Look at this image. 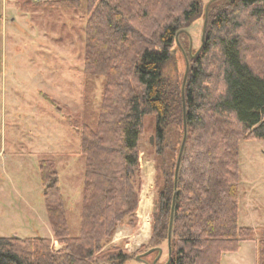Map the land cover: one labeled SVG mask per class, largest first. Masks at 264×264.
Masks as SVG:
<instances>
[{
    "label": "trees",
    "instance_id": "1",
    "mask_svg": "<svg viewBox=\"0 0 264 264\" xmlns=\"http://www.w3.org/2000/svg\"><path fill=\"white\" fill-rule=\"evenodd\" d=\"M28 3L78 7L80 0ZM87 8L84 71L105 81L95 126L79 115H64L86 157L80 232L71 234L56 162L41 159L53 238L0 236V264H123L136 257L119 245L105 246L123 222L137 223L143 182L140 137L148 115L154 121L156 209L151 236L142 247L154 248L150 262L166 248L157 264H220L224 253L237 251L257 229L258 264H264V226L238 222L239 143L264 138V72L245 57L249 46L244 41L252 35L238 31L249 26L245 14L257 31H264V0L211 1L205 42L190 57L184 92L165 68L183 29L205 13L202 0H87ZM178 126L181 138L174 146L170 135ZM53 239L62 246L54 247Z\"/></svg>",
    "mask_w": 264,
    "mask_h": 264
},
{
    "label": "rangeland",
    "instance_id": "2",
    "mask_svg": "<svg viewBox=\"0 0 264 264\" xmlns=\"http://www.w3.org/2000/svg\"><path fill=\"white\" fill-rule=\"evenodd\" d=\"M25 1L28 0H0V236L53 238L39 166L44 158L56 162L71 234L76 236L80 232L86 157L79 151V134L64 115H79L82 122L95 126L105 78L84 71L87 0H80L78 7L43 3L34 6ZM210 1L202 0L205 9ZM243 16L249 26L238 32L252 35L249 42L244 41L249 46L244 50L245 57L252 59L255 69L264 72V31H257L253 18ZM205 18L206 11L183 29L174 44L173 58L165 68L166 76L182 83V92L187 83L190 57L199 53L205 42ZM45 94L55 98L59 105H54ZM184 98L183 93V102ZM179 130L181 126L170 135L174 136V146H179ZM151 136L153 143H150ZM140 141L143 182L137 223L123 222L105 246L119 245L136 256L146 252L142 246L151 236L156 209V159L152 145L155 136L151 115L146 116ZM166 150V153L170 151L168 146ZM239 155L238 222L241 226L262 227L264 138L241 139ZM258 235L256 229L255 237L241 242L237 251L224 253L220 264H258ZM53 241L54 247L62 246L59 241ZM162 249L160 261L167 251ZM151 257L150 254L144 260L135 257L123 264H149Z\"/></svg>",
    "mask_w": 264,
    "mask_h": 264
},
{
    "label": "water",
    "instance_id": "3",
    "mask_svg": "<svg viewBox=\"0 0 264 264\" xmlns=\"http://www.w3.org/2000/svg\"><path fill=\"white\" fill-rule=\"evenodd\" d=\"M212 1V0H211ZM210 2H208L207 6H206V18H205V24H204V31H203V37L206 33V25H207V20H208V7L210 5ZM203 46V45H202ZM201 46V47H202ZM201 49V48H200ZM200 51V50H199ZM185 83V82H184ZM184 85V84H183ZM151 142L153 143V136H151ZM185 141H186V123H185V135H184V138H183V142H182V145H181V149H180V152H179V156H178V161H177V167H176V182H177V176H178V170H179V167H180V162H181V157H182V153H183V149H184V145H185ZM175 202H176V193L174 194V198H173V205H172V210H171V218H170V225H169V239H168V245H169V254H171V236H172V228H173V220H174V209H175ZM154 250V248L152 249H149L147 250L146 252L144 253H141V254H138L136 256L137 259H141V260H144L145 259V256L150 254L152 251ZM163 252V249L160 248V253L158 255V257L152 262V263H149V264H157V261L159 259V257L161 256Z\"/></svg>",
    "mask_w": 264,
    "mask_h": 264
},
{
    "label": "crops",
    "instance_id": "4",
    "mask_svg": "<svg viewBox=\"0 0 264 264\" xmlns=\"http://www.w3.org/2000/svg\"><path fill=\"white\" fill-rule=\"evenodd\" d=\"M13 20H15L16 19V17H14V18H12ZM52 237V236H51ZM244 241H246V240H243L242 242H244Z\"/></svg>",
    "mask_w": 264,
    "mask_h": 264
}]
</instances>
